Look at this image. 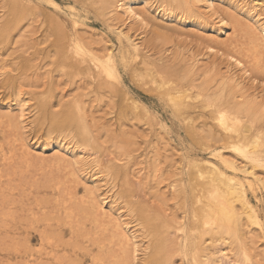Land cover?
<instances>
[{"label":"bare ground","instance_id":"obj_1","mask_svg":"<svg viewBox=\"0 0 264 264\" xmlns=\"http://www.w3.org/2000/svg\"><path fill=\"white\" fill-rule=\"evenodd\" d=\"M48 1L56 13L48 10L40 16L41 8L32 0H0V81L2 86L8 83L18 87L6 91L5 99L10 100L0 104V205L7 210L3 213L0 208V234L12 233L6 241L8 259L5 262L0 259V264H13L12 252L14 264L87 263L78 251L91 257L88 264H255V257H264V247L256 255L252 252V245L264 239V223L258 205L253 202V196L260 190L264 192V107H259L264 106V96L249 90L260 81L253 64L256 59L258 62L263 59L255 54L257 58L253 60L254 56L246 50L243 54L240 48L244 42L236 33L232 35L233 26L243 17L248 28L255 30L250 41L246 37L249 41L246 45L264 48V0H163L154 17L146 11L153 7L152 0H86L85 7L101 16L116 33L118 44L104 36L101 43L87 41L94 35L90 33L93 28L85 22L87 16H82L72 5L64 11L55 0ZM47 20L56 32L53 44L42 65H33L38 70L35 75H39L49 62L51 69L44 71L47 79L54 82H58L57 77L52 76L59 71L61 76L72 75L69 81L76 93L61 92L59 99L54 94L44 97L41 91L42 97L24 92L22 86L27 84V76H31V67L7 59L15 55L9 52L15 49L13 40L17 30L26 38L25 49L35 46L37 50L38 45H47L49 30L42 38H35V31L29 32L37 26L42 28ZM193 20L202 32L218 26L213 34L196 37L197 49L214 58L226 57L224 61L236 67V71L228 67L230 71L225 72L230 75L220 76V82L215 78L218 86L209 84V73L225 62L207 65L208 61L200 59V53H192L183 58L187 60L186 68L180 71L175 61L162 58L169 55L166 51L170 49L163 43L161 31L166 29H158L161 35L155 36L163 40L159 56L148 54L145 30L157 29L160 21L189 25ZM87 29L89 37L84 35ZM216 33H223L226 38ZM120 66L130 71L133 82L145 86L152 82L150 86H154L155 94L169 104L172 115L192 132L194 146L207 151L208 158L188 150L181 155L185 158L179 165H169L172 171H167L164 177L160 162L164 153L159 152L157 144L149 156L148 164L152 159L155 163L152 169L148 165L140 169L133 167L134 151L126 148L128 152H125L126 145L122 142L112 149L106 144L101 132L105 130L108 134L111 127L115 132L116 125L97 123L95 97H108L111 102L124 99L126 103L118 106L119 119L125 117V112L134 117L141 115L139 100L123 92ZM49 71H53L52 76ZM42 76L40 86L45 84ZM26 94L31 97L27 98ZM35 99L39 104L32 103ZM31 111H34L32 115ZM153 121L148 128H152ZM157 124L166 126L162 120L155 121ZM31 126L37 129L35 136L44 130L42 136H36L42 142L28 141ZM111 155L115 159L113 164L107 160ZM151 172L157 176L158 188L169 179L167 191L158 190L160 195L153 197L155 201L151 198L153 203L147 196L143 197ZM81 178H88L83 193L78 190ZM5 181L8 186L3 187ZM43 192L52 193V208L59 213L54 222H47L38 230L40 245L31 247L28 235L22 236V226L6 227L22 210L27 211L26 227L36 221L34 218L39 219L43 209L39 202L47 201V196H40ZM161 206H166V211ZM134 220L139 221V227ZM66 234L68 240L64 239ZM1 241L2 236L0 244ZM263 257L256 259L257 264H264Z\"/></svg>","mask_w":264,"mask_h":264},{"label":"rangeland","instance_id":"obj_2","mask_svg":"<svg viewBox=\"0 0 264 264\" xmlns=\"http://www.w3.org/2000/svg\"><path fill=\"white\" fill-rule=\"evenodd\" d=\"M55 1L58 2L61 6L64 7L63 8L64 11H66L65 10L66 6L72 5V6L76 7L79 10V13L82 16L83 15L87 16V19H85V22L89 26H91L93 29H95V31L93 29L90 31L91 34L95 35V36L93 35V38L89 37L90 33H89L88 29H87V32L84 33L85 36L89 37L87 41L92 40V42H97V40H98V42H100L101 41V37L104 36V37H107L109 40H112L113 42L118 44V37H117L116 33L113 32L111 29H109L108 25L106 24V22L103 21L101 16L97 15V14H94L91 11L92 9L90 7H88V6L85 7L86 5L84 4V2L86 0H55ZM32 2L35 5L39 6V8H41V9H38L40 16L44 15L48 10H51V12L56 13V9L54 7H52V5L49 3L48 0H32ZM152 2L154 3L153 7L151 9H149V10L146 9V11H147L149 16H151V17L153 16L154 17L157 8H159V6L163 3V0H152ZM8 8H9V6H7L5 8L7 10V12L9 10ZM43 12H45V13L43 14ZM231 15H232L231 16V19H232L233 15L235 16V14L232 13ZM53 16H55V15L53 14ZM86 16H85V18H86ZM62 17H64V15H62ZM242 18L243 17H241L239 19V21L237 22V24L235 23V25L233 26L235 28L234 29L235 32H233L232 35L234 33H236L238 38H239V40L242 41V43L244 42V44L241 45L243 50L240 48V50L243 51V54L245 53L244 50H246V52L247 51H248V53L251 52L250 54L252 56H254L253 57L254 59L253 58H249V59H251V62L253 60H255V58H257V56L262 58L263 62H264V48H263V46L261 48H259V49H255L256 46L251 44V43H250L251 44L250 47H249V45H246L247 43L249 44V41L251 40L250 34L253 35L254 34L253 32H255V30H250L248 28V25L246 24V20L244 18H243L244 19L243 20ZM235 20H236V18L232 19L233 22H235ZM38 21H39V18H38ZM38 21L35 23V25H38V23H39ZM193 22L194 23L189 24V25H180L179 23L178 24H171V23H168V22L163 23V22L160 21L158 26H157L158 28L157 29H156V27L153 28V29L156 30L157 33L155 32V30H152V29L149 30V32H148V30L147 31L145 30V34H144L143 37L146 39V41H144V42H147V46L149 45L148 46L149 50H147V51L148 52L150 51V52L148 54H150V53L152 54L153 53L152 55H154V56L156 54L158 55L159 54V50L162 49L163 43H166V45L168 44V47H170L169 51L168 50L166 51L169 55H167L168 58L166 56L165 57L162 56V58L165 59V61H167V60L170 61L171 63H174L173 61H175V63H177V67H178V69L180 71H183V69L186 68V63L185 62L187 60H183V58L190 57L192 53H200V55H199L200 59L201 60L205 59V62L208 61L207 65L209 63H212L215 66L220 65V63H222L221 65H223V63L225 62L224 60H226L225 59L226 57L222 58L221 56L220 57L217 56L216 57L217 59H216V58H214L213 55L204 54V51H202V50L200 51L199 49H197V46L195 45L196 37L201 38L204 35H210L212 32H215L214 29L218 28V26L216 25L213 28L211 26V30H209V31L203 30V32H202V30L199 29L195 25V20H193ZM25 28L26 27H24L23 29H25ZM37 28H38V26L34 27L32 29L28 28L29 32H31V33L33 31H35L33 33L35 38H37V37L42 38V36L45 35L46 31H48V30L51 33V35H48L49 38H50V42L47 45H45V43L41 44L42 46L38 45L37 46L38 52H37V50H35V46L30 47L29 48L30 50L29 49L28 50L25 49V48H27V45L24 42L26 38L23 39L20 36L21 34H19L20 32L18 33V30L14 32V35L17 36V37H14V40L11 39V40H13V42L16 45L13 43V46L15 47V49L10 51L9 54H13L14 53L15 55H9L10 57H7V59H11V62H13V61H15L17 63L20 62V64L21 63L22 64L26 63V64H28L29 67H31V73H29V75H31L32 77L31 76H27V79H26L27 84L25 83L24 86H22V90L24 92L26 91V93H28V92L29 93H35V94H37L38 97H42V96L39 95L40 91L43 94L45 93L44 97H46L49 94H54V96H56L55 97L56 99H59L58 96L63 94V93H67L69 95H72V94L76 93V90H75L76 88L74 87L72 82L69 81V79L72 80V75L61 76L62 75V71L61 72L60 71L57 72V74L54 71V73L56 75L52 76L51 74H52L53 71H49V73H50V75L52 77H54V76L57 77L56 81H58V82H54L53 81L54 79L53 80H50V78L47 79V74H46V72L44 70L51 69L52 65L49 64V62L45 63L47 65L46 69H44V70L40 69V72H38L39 75H35V74H37L38 70L36 71L34 69L35 67H34L33 64L37 63V64H41L42 65L43 58H44V56H46V54H47L46 52L50 48V45L53 44L52 39H53V37H55L54 34L56 33V32H54L53 25L50 24L48 22V20H47V23H45L42 28H38V29ZM158 29H160V31L163 30V29L168 30V31H164V30L161 31L162 33H164L163 34V36H164L163 37L164 38V42L163 43H161V41H163L162 39L160 41L157 38V37H159L158 35H161V32L158 31ZM239 31H241V32H239ZM250 31H252V32H250ZM242 33L246 34L247 36L246 35L243 36ZM155 34H157V35H155ZM232 35H230L229 37H231ZM155 36H157V37L155 38ZM167 36H168V38H167ZM216 36L226 38V36L223 33H218V34L216 33ZM246 37H248V38L250 37V38L248 39ZM97 38H99V39H97ZM21 41H22V43H21ZM99 45L100 44L97 43V46H99ZM250 48H251V50H250ZM42 49H46V51L43 53ZM52 49H50V50H52ZM177 54L179 55V58H178ZM255 54H258V55L256 56ZM117 59H118V62H119L120 58L117 57ZM157 59H159V57ZM215 59H216V61H215ZM257 60L258 59L255 60L256 62L253 61V62H255V64H253L254 65L253 66L254 67L253 71L256 70L254 72V74H255V76H257L258 80H260V81L258 83V86H256L255 88H250L249 90L252 91L254 89L253 91H255V92L257 91L258 93H260V96H264V86L261 88L262 84L264 85V81H263L264 80V72L262 71V70H264L263 69L264 68V63L262 61L258 62ZM178 61H179V63H178ZM217 63H218V65H217ZM259 63H260L261 66L259 65ZM226 64H229V65H226ZM262 65H263V67H262ZM218 67H219L218 68L219 70L216 67V70H213V72L209 73V75L211 76V80H210L211 83H209V84H211V85H212V83L215 86L217 84H219L220 76L230 75V73H228L230 71L229 70L230 68H233V69L235 68L233 71H236V67L234 65H231L229 61L225 62L222 67L221 66H218ZM228 67H229V69H228ZM257 67L258 68L260 67L259 70H258ZM261 68H262V70H260ZM226 70H228V72H225ZM216 72H219L220 74H218V73L216 74ZM13 73H15V72H13ZM238 73L240 74L239 70L237 71L236 74H238ZM215 74H216V76H215ZM5 75H8V73H6ZM40 76L43 77L42 81H45V84L41 85V86L39 85L40 84L39 81L41 80ZM64 77H67V79L64 78ZM216 77L219 80V82L215 79ZM3 78L6 80V78L4 76H3ZM121 78H122V81H123V85H121L122 89H123V92L124 93L128 92V93L131 94V96L134 99L139 100V102L141 104V107L139 108V110H141V115L139 114L138 116L134 117V114L130 115V113H129L127 115V112H125L124 113L125 117L123 119H119L118 118L119 116L117 114V110H118V106L119 105H122V103H124V104L126 103L124 99H122V98L118 99L117 98V99L113 100V102H111V99H108V97L106 98L105 96H104L105 98H101V99H96V97L94 98L93 104H95L94 108H95V110L97 112V114H96L97 117L95 119L97 121V123L101 124L102 122H107V124L109 123V124H111V126L116 125L114 127L115 130H116L115 132L112 130L113 127H111V130H110V132L108 134L105 133V130H103L101 132L102 133V139L103 140L104 139L107 140L106 144L111 146V149L115 146V144H120L122 142L123 145H126V147L124 149L125 152L132 151V150L134 151V155H132V157L134 156L132 158V162L136 163V165L134 164L133 167H135L137 169L138 168L140 169L143 166L148 165L152 169L155 163L152 162V160H153L152 159L151 162L148 164V162L150 160L149 156L153 152V150H152L153 145L157 144V147L159 148V152H161V154L164 153V155H162V158L160 160V162L162 163V166H163L161 170L163 172V176L164 177H166L167 171L168 172L172 171V169L171 170L168 169L169 165L170 164L179 165L181 163V161L185 158V157H181V155L184 152H188V150H190L191 152L195 151V153L197 155H199V156H201L203 158H208L209 157L210 154L207 151H203L200 148H196L194 146V144L192 143V136H193V135H191L192 132H190L187 129V127H185V125L183 124V122L181 120H179L177 117H174L172 115L169 104L165 103L166 102L165 100L158 98V96L155 94L154 86L153 87L150 86L151 83H152L151 81H150L151 82L150 85L148 84L149 86L148 85L147 86L141 85L139 83H136V81L133 82V79H132V76L130 74V71L128 69H124L123 67H121ZM213 78H214V80H212ZM262 78H263V80H262ZM34 79H35L36 82L34 81ZM37 82H38V84H37ZM1 84H2V81H0V87H1L0 88V104L5 105L6 104L5 102L10 100V99H7V100L5 99L6 91L12 92L13 90L15 91L18 87H14V88H16V89H14L11 86V84L5 83L4 84L5 86H2ZM249 86L247 88H249ZM58 91L60 93H58ZM61 92H63V93H61ZM237 93H238V91H237ZM25 96L27 98L31 97L30 94H26ZM228 100H232V99H228ZM250 100L253 101L252 99H249L248 101H250ZM35 101L39 104L38 99L32 100V103L33 102L35 103ZM259 107L262 109L264 106H259ZM54 108L58 109L57 106H55ZM126 110L128 111L129 109L126 107ZM33 112L34 111H31L30 115H32ZM153 119L156 122L158 120H162L166 124V126H163L162 124H159V125L157 124L155 126V121H153ZM202 119L204 120L205 118H202ZM151 120L153 121V123H152L153 126L150 129V127L148 128V124H149V122ZM146 121H147V123H146ZM262 124H263V122H262ZM31 127L29 128L28 135H27L29 137L28 141H31V140L33 141V139L35 141H41L40 140L41 137L38 138L39 139L38 140L36 136H42L41 134L43 133L44 130L41 129V131L39 132V135L35 136V133H37V129H35V127H32V128ZM205 128H206V126H205ZM30 135H32V136H30ZM126 148H127L128 151L126 150ZM108 157H109V159H108ZM107 160L110 161V163L113 164V161L115 159L111 155V157L107 156ZM156 177H157L156 174L151 172V174H150V182H149L148 187L146 189V194H144V196H143V197L147 196L146 197L147 200H150L153 197L159 196L161 191H158V190H160L161 188H163L161 190L167 191L166 184L169 183V181H168L169 179L167 181H165L164 184L162 183L163 185L161 184L163 187L161 186V188H158V185L155 184ZM7 178H10L9 174H8ZM7 182L8 181H5L2 186L3 187L8 186ZM85 182L88 183V178H84V179L81 178L80 182L78 183V190L80 191V193H83V191H84V183ZM44 188L45 187H43L42 189H44ZM49 190H51V189H48L47 191H49ZM153 193L158 194V195H155ZM40 196L41 197L42 196H47V201H45V199H41L40 202H39L40 207H43V209L40 210V212L38 214L39 215L38 216L39 219L34 218L33 220H36V221L30 223L28 225V227H26L25 225H26V220H27L28 216L25 215V214L27 213V211H23L22 210V212L20 213L19 217H17L15 219L16 223L14 221L12 223H9V225L7 224V227H6V229H9V227L12 226V228L14 229L15 227L19 228L20 226H22L21 230L24 229L23 230L24 234H22V236L25 237V235H28V237L30 239V246L31 247L32 246L37 247L38 245H40V241L41 240H40L39 233H37L38 230L44 228V225L47 222H54L56 215L59 213V212H57L56 209L52 208L54 206L53 201L50 200L51 197L54 198L52 196V193L43 192ZM56 198L57 197H55V199ZM154 199L156 200V198H153V200ZM117 200L120 203V206H122L123 203H121V200L120 199H117ZM153 200L151 199L150 201L153 203L155 201V200L154 201ZM150 201H149V203H150ZM253 202L256 205H258L257 206V210L260 213L261 221L264 223V192H262L260 190L256 197L253 196ZM172 204L174 205V203H172ZM172 204H171V206H173ZM166 206L168 208L170 206V204H169V206L168 205H166ZM166 206H163L164 207V211H166L165 209H167V208H165ZM163 207H162V209H163ZM0 208H2L1 212H3V213H5V211H7L5 208H3L2 205H0ZM136 213H139V210H137ZM6 217H7V215H6ZM137 217L140 218L141 216H137ZM50 219H52V220H50ZM138 220H140V219H138ZM138 220L137 221L134 220V223L136 224V227H139V224H138L139 221ZM29 222H30V220H29ZM13 225H15V226L13 227ZM3 231L5 232V228H3ZM11 235H12V233L8 234L6 232L4 233V236L2 234H0V236L3 237V241H1V244H0V259L3 258V262H5L8 259L9 249L7 250L6 241H9V238H10ZM64 239L68 240V235L67 234H66V237ZM263 241H264V239L262 240V242L260 241L261 244L258 243L256 245H252V246H254L252 252H255L253 255H256V252L261 250L262 247H264ZM146 244H147V242H146ZM23 247H25V245ZM78 253H80L79 256H82V259L85 262L87 260V263H84V264H88L89 258H91V257L89 255H84L83 256V254H84L83 252H79L78 251ZM11 257H12L11 262L14 264V262H15V260L13 259L14 258V252L11 253ZM262 257H263L262 255L258 256V257H255L254 258L255 264L258 263L256 261V259L259 261V260H261ZM263 259H264V257H263ZM262 261H264V260H262Z\"/></svg>","mask_w":264,"mask_h":264}]
</instances>
